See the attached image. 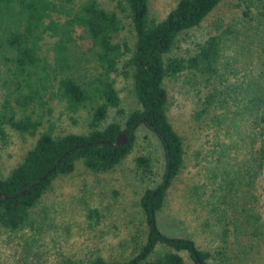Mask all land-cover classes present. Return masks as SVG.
Returning <instances> with one entry per match:
<instances>
[{"label":"trees","instance_id":"trees-1","mask_svg":"<svg viewBox=\"0 0 264 264\" xmlns=\"http://www.w3.org/2000/svg\"><path fill=\"white\" fill-rule=\"evenodd\" d=\"M112 1L128 18L134 33L131 46L113 39L121 18L98 0H0V68L10 87L0 100V143L6 139V127L35 136L20 160L0 172V232L40 228L35 227L33 208L53 180L70 173L77 162L92 173L105 172L130 155L139 179L153 176L151 157L132 154L140 125L158 138L164 161L160 181L145 187L136 199L142 228L132 234V250L126 257L109 258L96 251L73 257L60 249L35 254L24 239L26 246H11L10 256L0 258V264H186L183 251L193 264H208L210 250L190 236L164 233L157 225L156 213L166 203L186 156L183 138L167 115L168 80L180 77L188 84L192 119L203 121L218 138L217 161L227 165L224 175L215 172L221 180L218 188L236 193L242 181L249 189L264 172V25L248 22L264 20V0L256 16L247 4L241 6L242 28L227 24L190 39L180 50L178 44L189 39L187 32L225 0H174L160 19L149 16L148 0ZM44 35L53 37L50 60L39 52ZM231 35L235 42L237 37L244 41L242 51L256 56L254 61L251 57L244 58L242 66L235 63ZM81 41L89 51L85 71L75 65L74 51ZM118 75L131 81L136 103L132 108L120 106L114 82ZM53 98L63 102L72 121L85 110V128L55 130L50 119L43 120L36 109L48 112L47 101ZM109 109L119 120L105 122ZM119 133L125 139L115 142ZM203 184L199 187L205 188ZM87 211L88 216L95 213L93 208ZM254 216L246 210L242 222L251 225ZM236 222L235 230L240 228ZM221 225L220 238L225 239L229 229Z\"/></svg>","mask_w":264,"mask_h":264},{"label":"rangeland","instance_id":"rangeland-1","mask_svg":"<svg viewBox=\"0 0 264 264\" xmlns=\"http://www.w3.org/2000/svg\"><path fill=\"white\" fill-rule=\"evenodd\" d=\"M71 1L77 3L81 0ZM98 1L102 6L114 9L121 18V26L113 39L126 41L131 46L134 33L128 18L115 6L114 1ZM261 1H223L198 27L187 32L189 39L181 41L177 49L185 48L190 39L200 38L208 31H219L227 24L243 27L241 6L247 4L255 15L260 10ZM173 2L174 0H148L149 16L160 19ZM248 22H254L253 25L259 27L263 26L257 23L264 25L262 19ZM52 38L44 35L39 45L40 54L48 60L51 58ZM233 38L232 49L237 57L235 63L242 66L245 63L244 58L249 59L252 56L243 53L244 41L237 37L239 41L235 42L236 37ZM78 47L74 51L77 53L75 65L79 71H83V67L89 66V51L85 41L79 42ZM261 54L258 53L257 56ZM252 59L254 61L256 56ZM257 63H260L258 58ZM246 67L250 70L251 62ZM4 76L5 71L0 68V100L10 88L3 81ZM114 82L118 89L120 106L125 109L134 107L136 103L131 92L130 79L118 75ZM165 85L168 92L167 115L174 129L183 138L186 156L185 164L166 203L164 201L156 213L158 227L170 235L190 236L199 247L210 250L208 264H264V172L258 175L249 189L245 188L242 181H239L236 193L229 194L218 188L221 180L215 172L217 170L224 175L222 169L227 168V165L217 161L218 138L211 134L203 121L192 119L194 102L187 88L188 84L179 77L166 81ZM46 107L49 108L48 112L42 111L44 107L36 111L41 110L42 119H50L55 130L85 128L84 120L87 116L84 109L83 112L76 113L75 120L72 121L62 101L49 99ZM110 120H119L112 109L108 110L105 122ZM6 133L5 141L0 143L1 173H5L20 160L35 137L9 127H6ZM137 152L151 157L153 176L139 179L130 155L109 171L92 173L77 162L70 173L57 176L50 189L33 208L35 227L39 225L40 228L22 227L11 232L1 231L0 258L10 256L11 246H26L24 239H28L26 243L31 244L29 248L35 254L47 255L60 249L73 253V257H84L95 251L109 258L128 256L133 246L132 234L140 232L143 225L142 213L136 207V199L145 187L160 181L164 167L160 142L151 129L144 125L138 127L135 136L132 154ZM201 182H204L202 186L205 188L199 187ZM202 189L206 191L201 194ZM87 208L95 209V213L88 216ZM246 210L255 215L250 218L251 225L242 222ZM236 219L240 222V228L235 230ZM221 224L229 229L225 239L220 238ZM182 254L186 264H193L186 252L183 251ZM54 257L50 255L52 260Z\"/></svg>","mask_w":264,"mask_h":264},{"label":"water","instance_id":"water-1","mask_svg":"<svg viewBox=\"0 0 264 264\" xmlns=\"http://www.w3.org/2000/svg\"><path fill=\"white\" fill-rule=\"evenodd\" d=\"M125 136L123 133H119L116 137H115V142H122L124 141ZM58 161V159L55 160V163ZM26 188L20 190L18 193H22Z\"/></svg>","mask_w":264,"mask_h":264}]
</instances>
